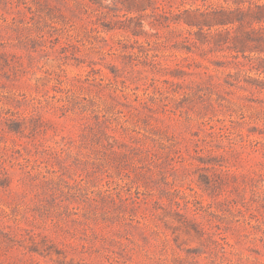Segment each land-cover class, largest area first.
<instances>
[{
	"label": "rangeland",
	"instance_id": "1",
	"mask_svg": "<svg viewBox=\"0 0 264 264\" xmlns=\"http://www.w3.org/2000/svg\"><path fill=\"white\" fill-rule=\"evenodd\" d=\"M251 4L0 0V264H264V52L159 15Z\"/></svg>",
	"mask_w": 264,
	"mask_h": 264
},
{
	"label": "trees",
	"instance_id": "2",
	"mask_svg": "<svg viewBox=\"0 0 264 264\" xmlns=\"http://www.w3.org/2000/svg\"><path fill=\"white\" fill-rule=\"evenodd\" d=\"M172 15L170 19L169 15ZM162 18L166 20H171L174 23L182 24L185 23L189 27H198V31H192L190 29L186 30V33L183 35L182 42L186 44V48L190 51L192 50L193 46H196L198 42L201 40L200 36H203L204 27H208L211 29L212 27L218 26H225L229 24H239V27H247L248 30L244 34V43L249 46L251 51H256L263 53L264 52V4H255L250 5L246 10L242 8H238L237 10H230L225 8L220 9H213V10H201L200 8L191 10L186 9L184 11H179L175 13L171 10H166V8H161V13L159 14ZM187 17V18H186ZM169 26V25H168ZM217 37L223 38L224 34L222 32H218L216 34ZM204 37L208 38L209 35H205ZM236 38H238L236 36ZM207 42L210 43V40L207 39ZM219 46L227 45L228 49H238L236 45L234 47H229V31L226 39L222 42L219 41ZM255 58H251L254 60ZM259 60V64H258ZM256 64L252 65V69H256L257 72L264 73V67H262L263 59L257 58L254 61ZM180 70V69H178ZM247 76V75H246ZM248 78L249 75L247 76ZM169 86H162L159 87L158 90L161 94L164 93H173V94H181V91L173 88L175 85L174 82L165 80ZM264 89V85L260 87ZM185 96V95H184ZM172 99H176L171 97ZM12 131V129L10 128ZM248 141H253L249 139Z\"/></svg>",
	"mask_w": 264,
	"mask_h": 264
}]
</instances>
